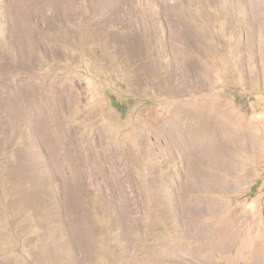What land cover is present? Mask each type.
<instances>
[{
  "label": "rangeland",
  "instance_id": "obj_1",
  "mask_svg": "<svg viewBox=\"0 0 264 264\" xmlns=\"http://www.w3.org/2000/svg\"><path fill=\"white\" fill-rule=\"evenodd\" d=\"M0 264H264V0H0Z\"/></svg>",
  "mask_w": 264,
  "mask_h": 264
}]
</instances>
